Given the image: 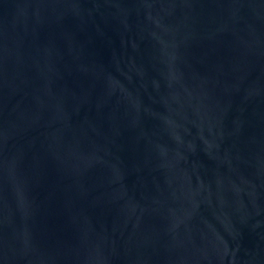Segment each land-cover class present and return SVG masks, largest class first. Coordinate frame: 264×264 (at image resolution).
Segmentation results:
<instances>
[{
	"label": "water",
	"instance_id": "obj_1",
	"mask_svg": "<svg viewBox=\"0 0 264 264\" xmlns=\"http://www.w3.org/2000/svg\"><path fill=\"white\" fill-rule=\"evenodd\" d=\"M0 264H264V0H0Z\"/></svg>",
	"mask_w": 264,
	"mask_h": 264
}]
</instances>
